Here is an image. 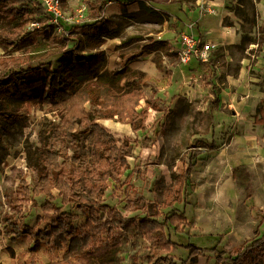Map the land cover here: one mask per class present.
Wrapping results in <instances>:
<instances>
[{
	"label": "rangeland",
	"instance_id": "1",
	"mask_svg": "<svg viewBox=\"0 0 264 264\" xmlns=\"http://www.w3.org/2000/svg\"><path fill=\"white\" fill-rule=\"evenodd\" d=\"M92 1L59 0V19L66 28L40 14L31 17L26 31L36 33V41L44 49L70 46L60 35L72 24L94 20L88 8ZM169 1L172 4L177 0ZM209 1L204 0L201 8L204 29L200 40L215 47L206 62L191 60L181 65L177 57L160 58L164 75L143 82L146 97L156 99L160 105V111H149L145 131L133 133L128 126L113 120L98 121L115 138L128 139L131 146L126 157L129 169L120 179H110L103 202L115 205L128 217L155 215L151 203L158 205V213L164 212L163 204L174 177L182 172L189 156L195 154L198 159L189 179L188 212L180 220V228L198 246L217 244L233 253L244 242L264 235V128L255 123L259 103L264 101V0ZM111 20L116 24L120 43L126 44L118 51L115 49L116 53L107 49L106 70L120 68L143 46L159 40L158 27L141 22L136 16L122 12ZM8 30L0 22V33ZM31 48V44H26L14 53L0 49V57L24 60L33 55L29 53ZM119 53L124 55L123 60ZM154 56L144 55L143 60H133L131 66L155 64ZM50 65L57 67L58 59L50 61ZM12 110L17 116L11 122L0 116V264L56 262L62 259L64 250H57L47 240L39 242L36 251L31 249L37 240L11 242L4 236L2 218L12 212L9 202L16 187L21 182L31 184V176L43 159L45 145L53 140L52 130L59 118L47 105L27 111L14 103ZM89 143V138L76 143L63 141L57 142V147L69 156L90 157ZM211 144L215 147L210 148ZM131 191L134 203H128ZM53 194L60 202L56 190ZM42 203L40 197L20 210L16 208L19 221L29 227L37 224L44 230L52 219L50 215L46 221L37 220L42 217ZM175 207L179 209L181 205ZM64 208L68 210L69 206ZM75 214L73 227L82 229L87 214ZM96 217L104 223L107 210L100 209ZM115 234L117 245L105 253L89 255L87 264L154 262L152 250H156L157 244L134 226ZM98 236L105 238L104 232ZM7 249L13 250V258ZM170 255L178 264H215L210 253L195 262L176 248L170 250ZM241 264H264V252L253 251Z\"/></svg>",
	"mask_w": 264,
	"mask_h": 264
},
{
	"label": "trees",
	"instance_id": "2",
	"mask_svg": "<svg viewBox=\"0 0 264 264\" xmlns=\"http://www.w3.org/2000/svg\"><path fill=\"white\" fill-rule=\"evenodd\" d=\"M108 1L111 0H94L88 4L93 21L79 22L63 29L68 35L61 34L60 37L64 42H70V46L44 49L45 46L36 41L37 34L26 31V28L33 15L43 14L50 19L53 16L39 2L0 0V22L9 27L7 33H0V49L4 53H14L31 44L29 53H33L24 60L0 57V116L7 123L15 119L17 114L12 105L17 103L27 111L34 106L47 105L59 118L52 130L53 140L45 145L43 159L31 176V184L21 182L9 202L12 212L2 218L5 238L11 242L37 240L32 251H36L39 242L44 240L57 250H64L61 260L47 264H87L89 255L105 253L117 245L115 231L123 232L131 226L157 244L156 250H152V264H178L170 255L172 248L183 251L192 262L206 253L213 254L215 264H241L253 251L264 252V235L244 242L237 251L230 253L217 244L198 246L181 230L180 220L185 219L189 207L191 169L198 159L195 154L189 156L182 172L174 177L163 204L164 212L158 213V205L151 203L155 215L128 217L120 208L103 202L110 179H120L129 169L126 157L131 146L128 139L115 138L98 121L113 120L128 125L133 133L145 131L149 111H160V105L143 92L144 75L131 71L126 64L142 53L159 52L154 56L156 65H159L161 55L171 56L165 42H150L130 56L121 71L104 70L106 61L100 47L105 39L116 36L115 22L104 18V6ZM112 1L126 5L135 0ZM144 2L153 4L152 0H140L139 10L131 15L140 18L141 22L161 23L162 16L146 7ZM58 21L66 28L59 18ZM44 30L47 31V26ZM125 44L122 43L120 48ZM119 57L124 59L121 53ZM53 59L59 61L55 68L50 65ZM142 100L143 107L140 105ZM255 123L264 128L263 100L257 108ZM88 138L90 157L69 156L57 147V142L76 143ZM209 147L215 146L211 144ZM130 178L131 174L126 182ZM54 190L60 202L56 201ZM40 197L43 198L40 205L42 217L37 220L46 221L50 215L52 219L44 230L37 224L34 227L22 224L19 213L15 212L16 208L20 210ZM127 199L128 203L135 202L133 191ZM176 204L181 208L177 209ZM65 206L69 209L66 210ZM100 209L108 212L104 223L96 217ZM75 211L87 214L82 229L73 227L77 218ZM102 232L105 238L100 239L98 233ZM7 250L13 258V250Z\"/></svg>",
	"mask_w": 264,
	"mask_h": 264
},
{
	"label": "crops",
	"instance_id": "3",
	"mask_svg": "<svg viewBox=\"0 0 264 264\" xmlns=\"http://www.w3.org/2000/svg\"><path fill=\"white\" fill-rule=\"evenodd\" d=\"M212 1L213 0H210L209 3H214V1L213 2ZM152 2H153V4H151V5L147 2H144V4L146 7L152 8L155 12L159 13L162 16L163 20L161 23H159L160 25L156 24V23H147V24L151 25V26H157L158 27L156 34H157V37L159 40H155V41L156 42L161 41V42L166 43V45L168 47V52H169V54H171V56H168V57H177L176 51H177V47L179 45L178 35L181 31H184L185 29L190 27L189 28L190 34L197 36L199 38L203 34L204 23H203V20L201 21L202 14H203V12L201 11V8L204 7L203 6L204 0H195L194 2H190V3H188L185 0H181L180 3H176L173 5L170 4L169 0H152ZM139 3H140V0H135L131 3L126 4V5L117 3V2L112 1V0L108 1L104 6V18H106V19L115 18L116 16H118L122 12H125L128 15L134 14L139 10ZM205 8H206L205 11L210 12L209 7H205ZM177 10H179L178 13H177ZM206 18L210 19V16L207 15ZM120 46H121L120 39L116 35L113 38L105 39L104 43L100 47V50L104 52V57L106 59L107 49L115 52L116 50L117 51L119 50ZM155 53H159V52H152L149 54L148 53H142L136 59L143 60L144 55H150V54H155ZM161 57L166 58L167 56L161 55ZM131 62L132 61H129V62H127V64H126V62H124L123 65L126 64V66L131 71L142 73L144 75V81L145 82L151 81L154 78L159 79L164 75V72L162 73L163 70H160L161 61H159V65H156V63L151 64L150 62L149 63L145 62V64L140 63L144 66H134V67L131 66ZM106 65H107V62L105 64L104 70H106ZM122 66L120 68H114V69H117V71H121ZM114 69H112V70H114ZM112 70H107V71H112ZM147 71H149V72H147ZM155 72H157L158 75L155 74ZM140 105H141V101H140ZM143 106H144V104H143ZM143 106H141V107H143ZM141 107H139L138 109H140ZM123 125H125V124H123ZM126 126H128V125H126Z\"/></svg>",
	"mask_w": 264,
	"mask_h": 264
},
{
	"label": "built area",
	"instance_id": "4",
	"mask_svg": "<svg viewBox=\"0 0 264 264\" xmlns=\"http://www.w3.org/2000/svg\"><path fill=\"white\" fill-rule=\"evenodd\" d=\"M33 3L39 2L52 19L58 21L60 14L58 12L59 0H32ZM31 25V24H30ZM34 25V24H32ZM190 28V27H189ZM189 28L181 31L178 35L177 58L181 65H187L191 60L206 62L210 52L214 49L211 42H203L199 37L189 33ZM65 36L67 32H63Z\"/></svg>",
	"mask_w": 264,
	"mask_h": 264
}]
</instances>
